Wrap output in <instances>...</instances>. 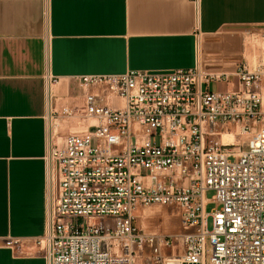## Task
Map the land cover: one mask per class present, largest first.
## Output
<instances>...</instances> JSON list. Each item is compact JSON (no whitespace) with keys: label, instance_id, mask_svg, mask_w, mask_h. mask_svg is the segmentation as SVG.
I'll return each instance as SVG.
<instances>
[{"label":"built area","instance_id":"2783aa9c","mask_svg":"<svg viewBox=\"0 0 264 264\" xmlns=\"http://www.w3.org/2000/svg\"><path fill=\"white\" fill-rule=\"evenodd\" d=\"M255 61L79 77L61 112L95 123L48 133V264H264V46ZM150 205L177 206L179 232L139 228Z\"/></svg>","mask_w":264,"mask_h":264},{"label":"crops","instance_id":"0c3cea01","mask_svg":"<svg viewBox=\"0 0 264 264\" xmlns=\"http://www.w3.org/2000/svg\"><path fill=\"white\" fill-rule=\"evenodd\" d=\"M249 43L264 46V0H0V242L21 239L0 264H48L49 123L62 137L89 121L61 112L82 103L79 77L228 72Z\"/></svg>","mask_w":264,"mask_h":264},{"label":"rangeland","instance_id":"374dc122","mask_svg":"<svg viewBox=\"0 0 264 264\" xmlns=\"http://www.w3.org/2000/svg\"><path fill=\"white\" fill-rule=\"evenodd\" d=\"M254 43V42H253ZM256 45L257 44H253ZM257 56V50L254 49L252 46V43H249V50L246 54V59L251 65H254L256 63L255 59ZM264 83V78H263ZM216 88L222 89V86L211 84L210 89L215 90ZM264 94V90H263ZM263 109H264V103H263ZM70 120V119H69ZM67 120L68 122H70ZM92 120H89L88 123H91ZM70 124V123H69ZM73 125L70 127H77L78 129L81 126L79 123H72ZM79 131V130H78ZM67 133V132H66ZM65 133V134H66ZM60 136H62V139L58 138V136H54V140L57 143H61L63 141V138L65 136L64 133H59ZM242 140V139H241ZM213 192L208 193V197H212ZM215 208L214 203H210L207 205V210L212 211ZM180 210L177 206H162V205H150V206H139L134 212V222L139 227L142 228L145 231H154L164 234H176L179 232L180 228V218H179ZM212 219L211 217L208 218V227L211 228ZM207 258L210 255V246H207Z\"/></svg>","mask_w":264,"mask_h":264},{"label":"bare ground","instance_id":"6f19581e","mask_svg":"<svg viewBox=\"0 0 264 264\" xmlns=\"http://www.w3.org/2000/svg\"><path fill=\"white\" fill-rule=\"evenodd\" d=\"M51 89L53 90V86L51 87ZM263 103H264V98H263ZM52 120L53 119H50V123H49V128H50V132L49 133H51L53 135V137H54V136H58V131L57 130L60 128V125L57 126V123H55V122L52 123ZM91 123H95V121H92ZM58 138L62 139V137H59V136H58ZM226 139L232 141V139H230L228 136H224V140H226ZM236 142H237V140H236ZM43 244H44V241H43Z\"/></svg>","mask_w":264,"mask_h":264}]
</instances>
